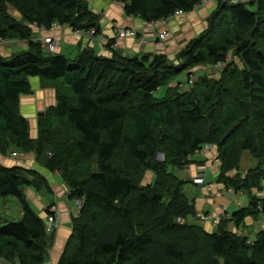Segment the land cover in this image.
<instances>
[{"label": "trees", "instance_id": "1", "mask_svg": "<svg viewBox=\"0 0 264 264\" xmlns=\"http://www.w3.org/2000/svg\"><path fill=\"white\" fill-rule=\"evenodd\" d=\"M111 1L122 4L125 16L150 23L189 13L200 0ZM263 3L250 10L247 4L219 1L220 12L237 31L235 38L226 30L219 40L201 36L175 59L116 52L107 58L88 49L70 58L33 42L29 25L98 29L85 0H0V40H24L28 46L10 57L0 53V156L34 155L39 166L60 175L69 199L82 203L57 264H264V232L250 243L228 228L264 215V198L252 193L264 179ZM7 4L25 25L8 15ZM231 50L238 64L226 61ZM199 64L224 69L218 78L189 79L190 88L181 90L177 77L187 71L190 78L189 71ZM30 78L55 91V105L37 119L34 139L18 110L20 97L31 94ZM161 89L165 95L158 98L155 92ZM221 108L223 115L213 123ZM52 133L74 138L55 144ZM205 144L217 149L216 182L250 196L247 207L221 218L212 232L195 222H175L193 211L183 192L187 182L173 170L189 164ZM245 153L256 163L241 177L237 172ZM146 171L154 174L149 187L141 185ZM47 187L34 170L0 164V198L17 199L22 211L18 221L0 225V259L7 264L46 263L45 221L24 191ZM165 193H171L167 204Z\"/></svg>", "mask_w": 264, "mask_h": 264}, {"label": "crops", "instance_id": "2", "mask_svg": "<svg viewBox=\"0 0 264 264\" xmlns=\"http://www.w3.org/2000/svg\"><path fill=\"white\" fill-rule=\"evenodd\" d=\"M89 7L100 15V28L94 38L87 37V33L77 34L75 30L67 25H56L49 30H41L42 33H37V36L53 38L60 44L57 52L66 57L73 58L77 56L82 50H91L96 56L111 57L113 52L124 56L134 57L141 56L147 53H164L169 59H174V54L177 53L181 47L182 40L188 37L191 19L184 18L182 15H175L166 24L161 21L145 22L138 18L127 17L124 15L123 7L119 3H113L111 0H86ZM93 1V2H92ZM218 0H209L205 5L191 11V14L212 11ZM39 29V28H38ZM118 29H129L134 31L133 36L121 37L117 34ZM163 29H167L170 36L173 34V40L169 39L167 42L157 41V34ZM142 41H144L142 43ZM112 43H116L117 47H113ZM7 45L1 46L2 52L6 51V56L12 54V48H7ZM5 49V50H4ZM1 52V53H2ZM219 73L215 72L212 77H217ZM31 85V94L21 96L20 100L26 102V106L22 109L29 110L31 115L20 113L29 124V128L37 129V119L33 116L43 113L42 111L55 105V91L52 89H42L38 78L29 79ZM32 123V124H31ZM30 137L35 138L34 132L29 131ZM27 159L25 160V157ZM215 148L208 154L200 156L201 160L197 161V156L194 154L191 157V163L196 161L197 164L185 168V173L182 176L177 174L179 179L193 182V179H198L200 183L205 186L203 197H194L191 200L194 202L197 212L212 211V215L219 219L230 218L234 210L247 207L250 203V196L246 192H234L231 189H225L223 185L216 182L219 173V161L216 159ZM251 158V157H250ZM250 165L245 166V169H240L241 177H244L247 170L255 165V160L251 158ZM247 161V160H246ZM0 164L5 167L21 166L27 170H34L38 172L48 182V187L45 190H33L32 188L24 191V196L32 210L45 221L46 211L49 206L55 205L59 211V226L53 237L52 247L47 251L48 257L45 264H57L62 252L65 248L66 242L71 236L72 220L78 216L79 209L73 200L69 199V190L62 182L60 175L56 172L52 173L45 169L38 170L37 162L28 155H20L13 153L11 156H0ZM41 168V167H40ZM239 171V172H240ZM235 173V172H233ZM233 173L231 175H233ZM238 173V172H237ZM175 174V173H174ZM206 175L209 179L206 180ZM199 183V184H200ZM197 185V184H196ZM261 188L253 190L252 193L257 198H264V179L261 181ZM7 200H4L5 205ZM207 202V203H205ZM20 217L22 211L20 210ZM19 217V219H20ZM231 226V225H230ZM248 226V230L247 229ZM208 227L205 226V230ZM233 232L239 235L246 236L248 240L253 242L258 232H264V215L258 218H246L243 224L238 228L231 226ZM207 231V230H206ZM251 231V232H250Z\"/></svg>", "mask_w": 264, "mask_h": 264}, {"label": "rangeland", "instance_id": "3", "mask_svg": "<svg viewBox=\"0 0 264 264\" xmlns=\"http://www.w3.org/2000/svg\"><path fill=\"white\" fill-rule=\"evenodd\" d=\"M219 1H221L224 4L229 2V1L231 2V0H218L217 2H219ZM115 2L116 1H113V3H115ZM116 3L121 4L120 2H116ZM252 3L254 5L252 7H251V5L249 6V4H252ZM258 3H259V0H249V2H247V7L250 10H254L255 8H257V4ZM87 4H88V2H87ZM121 6H122V4H121ZM88 9L91 10L97 16L96 18H97L98 29L95 28V33L97 34L98 33L97 31L100 28V22L99 21H100L101 17H100V15L96 14L95 11H93V9H91L89 7V4H88ZM6 11H7L8 15L10 17H12L13 19H15V20H17L20 23H23L25 25V23H24L25 20L20 16V14L10 4H7ZM216 11L220 12V9L218 8V4H215L214 10L208 11V13L206 12V9L203 12H199V13H195V14H191L192 12L185 13V15L183 17L184 18H189V19H191L193 21H191V23H190V29H189V32H188V37L185 40H182L181 42H179L182 45L178 49L177 53L174 54V56H175L174 59L176 58L177 54H179V52L184 47H186L192 41L197 40L201 36L204 37L205 40H215V39L219 40L220 38L223 37V35L225 33V30H226L228 32L227 34L229 35L230 38H233V39L235 38V35L237 34V31L233 27V25L231 24V20L228 22L229 18H227L228 16L225 15L223 12H220L218 15H215L214 12H216ZM261 13H264V8L261 10ZM171 18L169 20H171ZM223 25H226V27L224 28ZM29 29L31 31V36H32L31 39H32L33 42H37V43L39 42L40 44H42V42L44 43V40L48 38V37L40 38V37L37 36V33H39V32L42 33L43 31H40V29H38V27L36 25H29ZM211 30H214V32L210 33ZM256 35H257V47H258V45L261 44V41H260V38H261L260 29H257ZM173 38H174V35L172 34L165 41L167 42L169 39L173 40ZM53 40L57 41L55 39H53ZM143 42L144 41H142V43ZM59 46H60V44L57 43L53 51H50L49 49H47V47L44 46V50L46 52H49V53H58L57 50H58ZM8 47L13 49L12 50V54L20 52L22 50H27L28 49L26 41H24V40L23 41L12 40L11 41V45L7 46V48ZM1 52H2V48L0 49V53ZM1 54L4 55L5 57H10L12 55L11 54L9 56H6L5 55L6 51H3ZM147 54H150V55L163 54V55H165L164 53H147ZM147 54H143V55H147ZM226 61L227 62H233V61L236 62V57H235L234 53L232 52V50L229 52V55L227 56ZM238 63H239V61L236 62V64H238ZM223 69H224V66H218V65L217 66H212V65H206V64H199V65L193 67L189 71L191 73L190 74V78H188L187 71L182 72L179 75V77H177L179 83L181 82V84H182L180 89L181 90H186V89L190 88L191 83H189V79H191L192 81L193 80L195 81L199 77H209V75H213V74H215V72H218L220 74V72H222ZM218 76L219 75H217L216 78H218ZM30 79H32V78H30ZM42 89H52L53 90V88H42ZM155 95L158 98L163 97L165 95L164 89H161L160 91L155 92ZM23 98L24 97H22L21 100L19 99L18 110L20 111V113H23V114L25 113V115H31L29 110H26L25 108L22 109L23 107L26 106V102L23 101ZM42 112L44 113V112H46V110H44ZM43 113H42V115H43ZM222 115L223 114H222V108H221L219 111H217L215 117L213 118V123L217 122L218 117L220 118ZM33 117L35 119H38L39 117H41V115L37 114V112H35ZM33 130H34V128H31V127L29 128L30 133L34 132V136L36 135L35 136V138H36L38 129H36V131H33ZM70 138H74V137L71 134L70 135L69 134L56 135L55 133H52V141L55 144H56V142H59L62 139L68 140ZM44 146L45 147L47 146V149H48L49 143L45 142ZM214 148H215V152H216V155H217L216 147H214L211 144H205L199 151H197V153H195L197 156H199V157H197V161L201 160L200 156H203V154H206V153L209 154ZM201 150H203L204 152H201ZM48 151H49V149H48ZM15 155H16V153H15ZM28 156H30L31 158L33 157V159H34V155L29 154ZM163 158L164 157H163L162 154H159L157 156V159L160 160V161H162ZM26 159H27V156L25 157V160ZM216 159H217V156H216ZM189 160L191 161V157L189 158ZM251 160L252 159L250 158V156L247 153H245L243 155L241 163H240V169L241 168H242V170L245 169L246 163H247V166H249ZM193 164H197L196 161H193L192 163L190 162L189 164H187L186 166H184V167H182L180 169L173 170V173H175L176 177H177V174H179V176H182L185 173L184 172L185 168H189V166H191ZM40 167L41 166H38L36 168H38V170H41L42 167L41 168ZM242 173L243 172H241V171L238 172V174H240V175ZM234 174L235 173H233V175ZM236 175L237 174H235L234 176L236 177ZM177 178H179V177H177ZM208 179H209V175H206V180H208ZM182 181H184V180H182ZM153 182H154V174L149 172V171H146L144 173V175H143V180L141 182V185L149 187L150 185H153ZM184 182H187V183H185L186 185L183 188V192L185 193L184 194L185 197L188 198V199L186 198V200L190 204V207H191L193 213L191 215H189L188 217H185L183 219L177 218L175 220V222L180 223V224H184L186 222H191V223L195 222L196 224H199L202 228H205V226L208 227V229L206 228V230L208 232L214 231L217 228V225H218V222H219L220 219L218 217L213 216L212 215V211H209V212H204V211L203 212H197V208H196L194 202L191 200L194 197H198V198L203 197V191L202 190H206L205 187H203L205 185L202 186V184L200 183V181L197 178L193 179V182H190V183H189V180L188 181H184ZM202 187H203V189H202ZM171 193H172V190H171ZM171 193H168V194L165 193V195H164L165 204L170 202V200H171V197H170L171 195L170 194ZM4 200H7L5 202L6 203L5 205L3 204ZM182 201H184V199H182ZM182 201H181V203H182ZM189 201H191L193 203L191 204ZM205 203H207V202H205ZM49 208H50V206L48 207L47 210H49ZM20 209H21L20 208V204L17 201V199L12 198V197L0 198V225H3V224L8 223V222H16V221H18L19 217H20V214H19L20 213ZM56 209H57V207H56ZM46 213H47V211H46ZM140 219L143 220V221H146L147 218L146 217H140ZM113 223H106V226L108 228L110 227L111 229H113L114 228V224ZM228 228L231 229V226L229 225ZM247 229H248V226H247ZM56 230L54 232H52V233H47L48 242H50V245H49L50 247L48 248V250L52 247V244L54 242L53 237H54V234L56 233ZM248 230H250V229H248ZM237 234H239V233H237ZM249 242L251 243L250 240H249ZM0 262L1 263H6L2 259H0Z\"/></svg>", "mask_w": 264, "mask_h": 264}, {"label": "built area", "instance_id": "4", "mask_svg": "<svg viewBox=\"0 0 264 264\" xmlns=\"http://www.w3.org/2000/svg\"><path fill=\"white\" fill-rule=\"evenodd\" d=\"M209 0H200L199 3L194 7V10L198 7H201L203 5H205ZM230 2V1H229ZM247 2H249V0H231L230 3H237V4H247ZM182 12H177L175 15H181ZM174 15V16H175ZM171 18V17H170ZM163 19V20H159L162 22V24H166L167 21L170 19ZM56 24L52 25V28L55 27ZM41 30H44L43 28H39ZM77 34H82L84 33V31H75ZM85 33H87V37L89 36V38H94L97 34L95 33V28H91L89 31H86ZM117 34L121 37H127V36H133L135 33L133 30H129V29H118ZM170 36V33L167 29H163L162 31H160L157 34V41L159 42H164L168 37ZM41 41V40H40ZM11 42V40H6V39H1L0 40V47L7 45ZM42 42V41H41ZM58 42L54 41L53 38H47L44 40V43L42 42V47H47V49H49L50 51H53L56 44ZM44 45V46H43ZM113 47H117L116 43H112ZM218 66H222V64H218ZM201 152H204L203 150H201ZM75 205L77 206L78 209L81 208L82 203L78 200L74 201ZM59 226V212L56 209L55 205H51L48 212L46 213V218H45V230L46 233H52L54 232Z\"/></svg>", "mask_w": 264, "mask_h": 264}, {"label": "water", "instance_id": "5", "mask_svg": "<svg viewBox=\"0 0 264 264\" xmlns=\"http://www.w3.org/2000/svg\"><path fill=\"white\" fill-rule=\"evenodd\" d=\"M40 115L42 116V113Z\"/></svg>", "mask_w": 264, "mask_h": 264}]
</instances>
